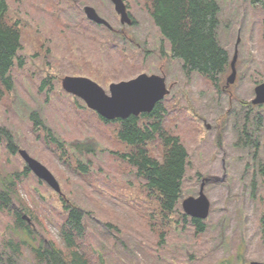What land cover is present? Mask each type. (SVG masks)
Listing matches in <instances>:
<instances>
[{"label": "rangeland", "instance_id": "obj_1", "mask_svg": "<svg viewBox=\"0 0 264 264\" xmlns=\"http://www.w3.org/2000/svg\"><path fill=\"white\" fill-rule=\"evenodd\" d=\"M6 1L9 18L19 21L21 49L18 55L22 62L19 64L17 59L14 60L10 70L13 90L0 100V129L12 135L17 149L26 150L51 171L65 197L92 212L88 233L104 254L106 264H247L253 260L264 261V232L252 225L259 210L264 209V168L259 171L258 167H264V106L254 107L249 115L258 129L254 135L259 143L257 159L255 162L249 160L256 170L253 176L250 170H242L241 166L248 163L247 150L234 148L245 110L240 102H250L254 97V86L264 81V46L260 35L264 16L255 18L251 6L242 0H218L221 10L217 37L228 50L229 62L235 47L237 58L234 83L226 89V78L231 72L228 65L219 83V89L226 91L216 93L212 87L206 89L208 83L197 75L185 77L181 62L168 57L166 43L162 44L164 54L161 52L159 32L138 0L134 1L135 5L133 0H124L136 24L123 26L130 36L142 42L146 52L140 53L118 37L116 41L125 48L123 57L115 49L107 56L103 52L105 49L86 35L89 24L90 30H97L100 34L98 38L107 43L111 32L103 26L95 28L88 22L82 11L83 5L93 6L112 26H122L108 0ZM141 72L164 73L167 83L175 81L162 102L165 108L163 126L167 132L179 137L194 165L186 170L180 201L192 191L191 188L193 194L197 192L196 173L221 177V148L226 150L228 164L227 181L210 183L205 189L211 203V210L205 219L206 232L194 236L191 225L187 224L185 230H181L180 225L173 222L165 234V248L157 244L153 231L136 208L141 200L136 197L140 195L136 189L138 183L130 166L109 152L115 148L121 150L109 130L112 125L101 123L95 111H90L82 100L61 88L63 76L80 75L98 82L107 92L109 83L130 79ZM47 77L48 84L40 88ZM234 109L236 114H230ZM32 111L38 112L43 126L63 143V158L58 155L59 150L46 130L36 131L33 127L29 116ZM198 114L210 124L209 129H204L195 118ZM258 116L262 117L259 124ZM218 123H222L220 129ZM1 130L0 189L4 179L11 178L16 170L24 168L19 153L10 154L7 151L4 145L6 137ZM84 139L94 140L97 150L89 153L91 163L82 175L76 170V163L79 160L85 162L87 155L80 156L71 142ZM218 140L221 146H218ZM246 148L251 149L249 146ZM250 180L255 184H250ZM119 181L123 185L119 186ZM242 183H246L247 187H241ZM16 184L18 194L31 209L29 213H24L30 223L25 219L24 222L37 231V240L51 241L55 246L63 247L59 232L63 222L60 195L44 181L38 182L32 172ZM250 194L258 203V208L248 204ZM235 201L242 203L239 215L236 214ZM16 203L11 205L12 210L17 208ZM147 207L154 209L153 204ZM12 210H0V250H3L1 244L8 238L19 240L24 237L20 228H15ZM240 216L244 221L243 227L239 226ZM105 222L117 227L114 230H118V238L113 240L112 232H102ZM28 244L20 245V251L14 254L11 264H39L34 261ZM5 251L10 250L6 248ZM2 259L0 257V264H3Z\"/></svg>", "mask_w": 264, "mask_h": 264}, {"label": "trees", "instance_id": "obj_2", "mask_svg": "<svg viewBox=\"0 0 264 264\" xmlns=\"http://www.w3.org/2000/svg\"><path fill=\"white\" fill-rule=\"evenodd\" d=\"M134 1L132 4L135 5ZM242 1L251 6L255 18L264 16V0ZM138 4L147 11L159 32L161 52L164 54L162 44L166 43L168 45V57L181 62L185 77L195 74L199 79L208 83L209 87L206 89L212 87L216 93L221 91L219 83L221 77L228 70L229 53L220 44L217 37L220 25L218 14L221 10L219 1L138 0ZM126 8H129L127 4ZM93 25L95 28L100 26ZM108 32L111 31L108 30ZM86 35L103 47L102 49H105L103 52L107 56L114 53V49L117 50V53L121 52V57L124 56L125 48L118 44L116 41L118 36L115 34L110 33L107 43L102 38H98L100 34L97 33V30L94 29L93 32L90 30L89 24ZM260 35L264 46V19L261 23ZM20 49L19 21L9 18L7 1L0 0V100L6 93L13 90V78L10 70L15 59L19 61V64L22 62L18 55ZM111 78L115 77L112 76ZM47 80L48 77L43 79L40 88L48 84ZM102 81L104 82L103 78ZM162 102L158 101L149 113H140L137 116L129 115L125 119L106 120L97 113L95 115L101 123L112 125L109 130L114 134L118 143L117 146H120L121 150L115 148L109 152L113 153L116 159L121 162L125 161L130 166V171L138 183L136 189L137 194L140 195H136V197L142 201H140L141 204H133H137L136 208L140 215L145 218L146 225L153 231L157 244L161 245V248H165L167 246L164 242L165 234L173 222L179 224L181 230H185L187 224L192 225L179 203L186 170L192 164V160L179 137L164 129L165 108ZM29 116L36 131L46 130L47 136L52 138L51 141L59 150L58 155L63 158V143L59 142L52 132L43 126L38 112L32 111ZM261 118L258 116L259 123L262 121ZM218 124L220 129L222 123ZM3 133L6 137L4 145L7 151L10 154H16L17 142L13 140L10 133ZM93 141L84 139L71 142L80 156L87 155L85 162L79 160L76 163L75 161L76 170L82 175L85 173L83 170H86L87 165L91 163L88 157L89 153H95L97 150ZM218 143H220L219 140ZM73 156L74 154L71 155V157ZM23 164V169L16 170L14 176L4 179L3 188L0 189V210H12L11 205L17 202V208L12 210L15 228L19 227L24 233V237L22 236L19 240L10 237L7 242L1 244L3 250H0V257L3 258V264H11L14 254L20 251V245L27 243L33 252L34 261L39 264H106L104 254L98 249L97 242L94 243L88 233L89 222L92 221V212L84 210L65 196H59L63 209V222L59 232L64 246H55L53 242H45L43 239L37 240V231L22 219V215L31 210L17 190L16 182H21L31 172L24 162ZM40 181L42 180L38 179V182ZM117 184L123 185L120 181ZM149 204L154 205L153 210L147 207ZM192 221L197 224L193 227L192 235L201 236L203 227L198 224L197 219ZM97 225L99 224L97 223ZM104 227L101 228L102 232H112L111 238L113 240L118 238L116 234L118 230H114L117 229L115 225L105 222ZM86 236L89 237L86 238ZM6 248L10 251L6 252Z\"/></svg>", "mask_w": 264, "mask_h": 264}, {"label": "water", "instance_id": "obj_3", "mask_svg": "<svg viewBox=\"0 0 264 264\" xmlns=\"http://www.w3.org/2000/svg\"><path fill=\"white\" fill-rule=\"evenodd\" d=\"M114 11L119 15L121 22L131 23L123 0H110ZM87 19L102 23L108 27V21L100 16L91 5L83 7ZM237 49L235 48L230 61L231 72L226 78V86L234 83L236 77ZM61 87L64 91L82 99L85 105L106 120L125 119L129 115L149 113L164 95L169 93L165 77L158 74L141 72L127 80L111 82L106 92L96 81L86 76L65 75L61 78ZM253 104H264V81L254 87ZM18 153L25 161L27 167L40 179L45 181L56 192L60 186L51 171L40 161L33 158L24 149ZM183 211L195 218H205L209 212V200L200 189L198 196H187L182 199ZM28 221V217L24 215ZM249 264H264V262L251 261Z\"/></svg>", "mask_w": 264, "mask_h": 264}, {"label": "flooded vegetation", "instance_id": "obj_4", "mask_svg": "<svg viewBox=\"0 0 264 264\" xmlns=\"http://www.w3.org/2000/svg\"><path fill=\"white\" fill-rule=\"evenodd\" d=\"M108 1H110V0H108ZM110 3H111V1H110ZM83 7H84V5L82 6V10H83ZM127 13L129 15V17L131 18V23L127 24L125 22H121L120 19H119V23L122 26L123 25H126L128 27H131V26H133V25L136 24L135 23V19H134L133 15L129 13L128 9H127ZM118 17H119V15H118ZM90 23L97 24V25H100V26L105 27L106 29H108L109 31H111V33L115 34L116 36H118L120 38H123L127 43L133 45L138 51L140 50V53L141 52H144V51L146 52L145 48H143L141 46L142 45V42L137 41V38H133L132 36H130L128 34V32L126 31L127 28H125L124 26H123L124 28L122 26L121 27H114L109 22L108 23L110 24V27H108V26H106V25H104L102 23L98 24V23L93 22V21H90ZM159 75H162V76H164L166 78V76H165L164 73L163 74H159ZM170 84H171V88H172L173 85L175 84V81L167 83V85H170ZM227 88L228 87H226V89ZM226 89L225 90L221 89V90H223L225 92ZM251 101H252V99L250 100V102H246V103L240 102L241 107L245 108V110H244L243 118L241 120V124L238 126L239 127V139L235 143V147L234 148H236L237 150H242V149L247 150L246 151V158L248 160V163L242 164L241 166L243 167L242 170L244 169L247 172L250 170L251 176H253L254 175L253 172L256 171V170H254V164L253 165H250L249 160L255 162V160L257 159L259 143H258V140L256 139V137L254 135V132H256L258 129L254 127V124H253L251 118L249 117V115L251 114V111L250 110H253L254 107H263L264 104H253ZM230 103L231 102H229V104ZM230 114H236V109H234L233 112L231 110V113ZM253 117H255V116H253ZM195 118H197L201 122V124H202V126H203L204 129H209L210 128V124L207 123L202 116H200L198 114V116H195ZM258 121L259 120H257V123L259 124ZM237 136H238V134L236 133V139H237ZM219 142L220 143H218V141H217L218 146H221V141H219ZM246 146L247 147L248 146L251 147V149L248 150L246 148ZM221 150H222V157H221V168L222 169L221 170L223 172L221 174V177H216V176H213V177H209L208 176L207 177V176L200 175V173H196L197 174V176H196V182L198 183V190H197V192L195 194H193L194 192H193V189L191 188L192 191L190 193H188L187 196H193V197L198 196L200 189L206 195L205 189H207V187H208V185L210 183L213 184V183H221L223 181H227V177L226 176H227V172H228L227 171L228 164L226 162L227 161L226 160V150L224 148H221ZM248 156L251 157V159ZM192 167H194V165L193 164H190V166L188 167V169L190 170ZM258 167H259V171H262V169L264 168V167H262V165H259ZM252 183L255 184L254 181H251L250 180V184H252ZM242 185H245L247 187V184L246 183H242L241 184V187H242ZM249 198H250V200H249L248 204L250 205V203H251L252 204V207L254 206V207L258 208V203L254 201L253 196L251 194H250ZM209 203H210V200H209ZM234 203L236 204V214L239 215L240 213H239L238 210H239V208L240 209L242 208L241 207L242 206V203L241 202H237L236 203V201ZM210 210H211V203H210V207H209V212H210ZM209 212H208V214H209ZM256 216H257V219L256 220L254 219L253 222H252V219H251L252 225H253V227H256L258 229H261V231L264 232V209L259 210V212H258V214ZM207 217H208V215L204 219H200V218H195V217H192V216L188 215V218L190 219V221L192 223V225H191L192 227H195L197 225L196 223H194L192 221L193 219H197L198 220V224L201 225V227H203L202 235L207 230V225H206V222H205V219ZM224 219L226 220V217H224ZM242 219L243 218H241V216H240V218H238V220H240V225H239L240 227L242 225H244V221ZM239 253H241V251L238 252V255H239ZM253 261H255V260H253ZM250 262L251 261H249L248 263H250ZM259 262H264V261H259Z\"/></svg>", "mask_w": 264, "mask_h": 264}]
</instances>
